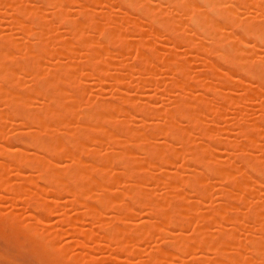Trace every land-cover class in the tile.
I'll return each instance as SVG.
<instances>
[{
  "label": "bare ground",
  "instance_id": "obj_1",
  "mask_svg": "<svg viewBox=\"0 0 264 264\" xmlns=\"http://www.w3.org/2000/svg\"><path fill=\"white\" fill-rule=\"evenodd\" d=\"M33 1L35 2V0ZM72 1L73 0H71L72 5L75 4V7L78 6L76 7L77 14L65 22L73 28L60 34H64L65 37L70 40V43L75 41L73 44L76 46L80 43V46H77V48L79 49L80 47V50L83 48L86 51V57L82 64L81 62L80 64L74 62L73 56L75 53L70 50L71 44H67L68 47L57 45L58 48H54L55 50L53 49L52 52L54 51V54L60 58L62 57L66 61H63L55 70L48 72L45 77H40L37 74V68L46 59L47 46L43 44L44 42H41V35L44 33L42 27L43 21H40V18L35 16V9H38V6L51 8L50 14L48 13V17L44 19L46 23L51 24L52 21L54 22L55 19L59 18L61 0H37L35 2L36 5L26 13L25 17L20 8L21 0H0V15L10 13L15 17L13 27L6 31L3 30L6 32L3 34L5 38L18 34H32V37L35 38L20 50L17 49L15 44L5 40L0 42V61L9 57V65L4 67L0 72V91L5 95V102L7 104H5V106H7L5 107L7 112L5 110L4 116L11 119L15 118L19 121L18 124L15 125L17 128L16 131L12 132L13 134L11 133L12 135L8 137L4 136V138L2 136L3 133L0 128V148L3 150V152H0V155L4 163V167L0 168V189L5 194H9L8 196H10L11 199L12 197L16 198L13 199L14 204L18 202L20 205H29V213L26 212L28 215L26 214L25 217L29 222H42L43 224H47V219L49 220V218L46 219L48 213H53V209L60 207L61 201L56 197L61 195L68 196V200L64 202H66L72 210H75V212L72 211V214H70L71 209L69 213H60L57 221H55L56 225L53 226L54 228H50V225H48V228L42 234L29 232L23 237L33 244V247L43 255L46 264H81L82 260L86 261L84 264H103L104 262V264H122V261L126 262L131 258H137V261L134 263L129 261L130 264H224L226 262L246 264L247 260L249 261L250 259L247 258L246 260L244 257L246 253L241 254L238 251L241 249L239 247H243L240 241L235 244L236 248H232L233 242L230 237V232L237 228L241 219L251 223L246 231V237L250 238L253 233L259 231L263 226V222L259 219L257 213L264 210V204L260 199L256 201L253 200L250 206L249 204L246 206L243 202L237 201L238 204L241 203L240 205H244V209L248 207L246 210L247 214L240 219L237 218V211H235L237 206L234 207V205L230 203L229 197L233 187L241 183V180L238 178L239 176L237 177L227 171H223L221 186L218 187V192L216 191V197L224 203H227V207H229L228 204L230 203L231 206L228 209H231L232 212L219 211L215 208H211L208 211V215L205 217L198 211L190 210V212L186 214V209H182V213L178 212L179 209L176 204L183 198L182 192H170V199L166 201L165 204L160 202L161 199L153 200L148 197L135 198L138 189L143 187L146 181L152 177L151 174H157V170H155V173H146L141 184L133 185V183H131L128 188L119 189L111 198H105V193L109 190L110 183L114 181V176L118 173L109 172L106 174H93V176L86 177V184H80L78 181H80L83 176L79 175V172L75 171L69 173L67 170L49 172L48 168L52 166L55 157L59 155H64L69 164L82 162L81 155L85 153L86 143H97L98 133L105 132L103 129L99 128V126H103L101 124H106L111 120L110 111L113 106L110 103L96 102L93 100L84 110L76 111L73 109L72 104L66 102L68 100L72 103V101H75L74 97L82 96L83 91L80 89L81 87L64 88V86L68 85L71 73L75 71V67H82L81 76L84 79L92 76L96 77L100 74L107 82L111 81L110 83L116 84L117 87L113 89L110 95L109 92H107L108 96L115 97L118 104L127 102L136 103L140 101V98L143 99L142 97H145V93L141 96L140 94L142 91L140 90L141 93L139 92L140 94L138 95L133 92L132 95H130L131 93H127L126 95V88L128 89L129 86L132 87L133 84L136 86L139 84L138 87L143 85L142 87L150 86L153 88V81L150 75V78L145 75H148L147 73H149L151 68H154L153 65L156 64V62L159 63V60L162 59L161 66H164L163 69H166V72L169 71V74H171L169 80H172V82L169 83L170 81H168V84L166 83V85H163L160 91L164 90L161 94L168 95L169 92V94L172 95L171 89H178L181 91L197 87L202 90V94L205 93L204 95H206L207 93H212L214 99L215 97L217 98L218 110L212 113V117L209 116L205 123V118L201 121V118L194 115L195 109H197L194 101L205 102L207 98H204L203 95L199 94L196 100H188L182 97L176 102L172 101L173 104L168 108L164 107V109L163 107L157 109L150 108L148 106V101L146 100V102V98H144L143 102L145 101L146 103L144 102L142 106L137 104L128 105L127 111L118 112L119 115H117V117L120 118V120L116 118L112 125L115 129V133L112 136H107V138H110L109 145L111 150L108 148V151H110H107V153H109L107 155L109 156L104 157L101 161L95 162H97V164L98 162H105L108 164L118 163L120 167H125L131 163V157L129 155H123V150L128 146L134 147L133 149L139 147L140 143L133 142L134 140H139V137L154 136L165 138L168 143L174 142L175 139L181 142L180 152L177 148L178 151H172L169 154H164V152L159 154V160L162 161L167 168L170 169V167L173 166L180 154L183 153L182 155H186L188 153L186 156L191 157V162H189L188 157H186L187 161H185L184 164L187 162L191 164L198 162L197 166L199 167L200 165V168H202L200 169L202 171H198L199 173L195 169L197 178H204L208 175H216L219 178L216 168L217 163L211 162V159H199L198 161L197 151L201 149L196 147L191 137L187 138L183 136V134L187 128L199 132V134L202 135L206 134V130H204L205 128L203 127L208 125V123L210 125V123H213L219 117L223 106L232 105L236 103L235 101L237 99L242 97H247L250 100L252 97L258 98L260 101L259 103L257 101V109L260 108V111L261 109L264 110V104L262 103L264 100L262 98L264 97L261 98L260 96L259 98L256 94L257 89L264 88V55L260 54L262 55V57H260L257 51L258 49L260 50L259 47H261V50L263 48L264 52V21L262 20L264 15L261 16V20L260 17H256L260 22L249 19L242 21L246 16L243 18L240 16L241 18L238 19L235 14L236 9H231L235 6H233L234 3L231 4L232 2L229 1L230 7L232 5L231 8L225 5L228 0H116V6L118 7L117 11H119V13L112 12L113 15L108 12L109 10L107 8H109L111 4H108L107 0H76V2L74 0L73 3ZM238 1L239 0L236 2L238 3ZM67 2L69 3L70 0H67ZM247 2L255 3L256 0L255 2L254 0H247ZM261 3L262 0L259 1L260 8H257V10L260 9L261 11L258 10L260 12L257 14H261V12L264 14V9H261L264 4L262 3V6ZM243 4L247 5L248 3L244 2ZM95 5L104 8L105 10L101 12L106 14H102L101 12L96 14L95 12L101 9L95 11ZM255 5L257 6L258 4L255 3L254 6ZM247 6L250 8L252 7V5L249 4ZM238 7H241L240 1ZM243 8L247 7L245 6ZM245 10L246 9L241 11L244 12ZM132 11H134L139 18L133 17L134 19L130 21L132 28L130 27L131 29H129L127 28L129 27L127 15ZM241 11L239 12L242 13ZM245 13L248 17L249 12L247 13L246 11ZM253 14L251 12L249 17H254ZM235 18H237L238 21ZM121 24H123L122 27ZM136 25L143 26L144 30L147 27L145 30L146 32L144 30H134V28L137 27ZM123 26H126V29L122 30ZM233 27L238 28L240 34L230 31ZM85 32L86 34L91 33L92 35L89 34L84 37ZM123 32H126L125 34H132L133 32V35H137V38H133L136 41L133 48L136 51L135 57L137 58H135V61H137V64L134 63L135 65L132 68L131 66L127 68V66L112 64L105 60L109 51L113 53L116 52V49L118 51V48L122 49L126 47L125 45H127V43L123 38ZM158 35L161 37H157ZM94 36H96V38L100 36V39H95ZM50 37L53 38L51 35L46 39H51ZM62 39L64 40V37ZM149 39L154 41V43H152L154 45L150 43L151 41ZM97 40L98 42L100 41V44L96 42ZM167 44L170 46H167ZM129 45L130 44H128V46ZM128 46L127 48H129ZM131 47L132 46H130V48ZM163 47L167 48L164 57L162 56L164 52ZM17 50H19V55H11L12 52ZM192 54H195V57H200V59L198 57H196V59L198 58L201 60V64H203L202 67L206 68H197L196 70H199V73H196L198 71L195 72L194 70L197 76L201 75L200 78L208 79H224V81L230 85L241 87L242 93L235 95V97L234 92L218 94L214 93L213 86H209L206 83L197 82L195 80L179 81L177 77L187 73L190 69L188 59L194 58ZM164 58L166 59L165 61H163ZM199 60L198 62H200ZM199 66L201 67L200 64ZM216 70L221 71L222 75L220 73L216 74ZM21 72H25V75L27 74L30 78H28V80L19 79L18 74ZM136 72L138 74L136 77H133V73L135 75ZM140 74H143L144 77L142 78ZM219 76H222V78H219ZM251 81L257 83L255 88L250 84L252 83ZM154 83L156 84V82ZM155 84L154 87L157 86V84ZM98 85L100 86V82ZM101 85L103 86V83ZM246 85L249 90L246 88ZM250 86H253L251 87L252 90ZM148 89L145 91L147 92ZM25 91L30 93V100L27 103H23L21 100ZM98 92L100 93V91ZM107 92L105 91V93ZM153 100L154 99H149V101H151L149 104H152ZM30 102H34L37 105L31 106L29 105ZM76 102L80 105H85V101L83 100ZM143 102L141 100V103ZM208 110L209 112L207 114L211 115L210 111L213 109ZM135 113L142 116H138L142 118L140 119L142 123H137L138 126L136 123L133 124L135 128L124 127L120 121ZM174 115H177V117H173ZM260 115L261 114H258L256 117L255 115L254 117L252 116L251 120L258 122V117L259 123L261 119V124H264V113ZM160 117L163 119L162 123L160 122V124H157L154 122L156 121L154 119H159ZM210 117L211 119H209ZM147 118L150 119L151 122H145ZM152 120H154L153 123ZM72 122H75V125L69 127ZM57 128L61 129L57 131ZM236 129L238 131L237 134L244 140V143L252 144L256 142L254 138L258 136L257 130H253L251 127L244 125H238ZM234 132H236V130ZM49 133H53V135L50 138H46L45 136ZM22 135L26 136V140L25 138L20 140V143L25 140L22 142L23 145L21 143L22 146L15 147L11 142V138L22 137ZM77 137H79L80 140L76 143H73V141H64L67 143H65V145L62 144L64 138L74 139ZM214 138H209L210 141L208 140L210 149L214 146L217 147L222 145L218 137ZM14 143H17V140ZM128 143L130 144L128 145ZM211 144L213 146H211ZM9 146H12V148L14 147V149H7L6 147ZM205 146L206 148L208 147L207 144ZM205 146H203V148ZM203 148L202 151L205 149ZM49 149H51L52 152L48 160H43ZM234 149H236V152L240 150L238 148ZM155 152L154 149L148 148L145 151L144 157L156 155ZM233 152L236 153L235 151ZM233 152L229 153L228 151L227 153L233 154ZM194 159L195 161H192ZM239 159H241L242 165L240 162H238V164H240L242 168L244 166V170L247 169L246 171H248V174L250 172L252 175L246 174L245 178H241L243 183L255 190L259 186H262L263 184L261 182H264V167L262 166L264 163L258 165L255 164L254 161L246 158ZM240 165L239 169H241ZM6 167H13V169L17 171L13 179L14 182L12 183L7 182L5 178L7 174ZM182 167H184V165ZM23 170H27L28 175H22L21 172ZM188 170H190V168H188ZM159 171L158 174L164 178L162 187L166 191H171L176 180L174 174L169 173L167 170ZM34 172L36 174H34L35 176L33 177ZM120 172L119 176L130 178L129 173L125 172L124 169L121 173ZM186 176L183 177L182 184L192 183V187L188 189V193L190 192L189 195H201L203 193L202 189L195 187L197 182L193 179L191 181L190 174ZM31 182L45 184L47 190L30 196L25 192V189ZM52 206H54L53 209ZM103 206L108 209V215H102L101 208ZM232 206L234 210H232ZM17 208L18 207H13V210L16 211ZM75 208H79L80 211H76ZM141 209H144L148 214V220L144 219L145 217L143 214L139 213ZM215 215H220L221 219L224 220L223 223H229L230 228L226 225V227L224 225H219L217 226L216 232L214 231L216 235H213V232L207 233L205 228L208 227V224H212V218ZM127 217L133 220L137 219L138 221L127 224ZM83 218H85L84 220L88 219L87 222L89 221V223L86 222L87 225L89 224V227L87 226L88 228L84 227ZM197 221H199L201 227H203L195 231L192 230L193 233L191 234V228L195 226ZM20 224V222H5L4 217L0 218V228L6 227L12 234H17L16 231ZM169 226H172L171 230L166 228ZM189 227L191 232L188 234L187 229ZM163 228H165L163 231L164 233H161ZM68 235L76 236L77 239L67 243L63 242L65 244L62 243L63 246H59V248L62 247L64 250H72L74 253L72 256L64 257L55 252V248L51 243L59 241V244L62 245L60 242L64 238L67 239L68 237L66 236ZM152 236L153 238L154 236H159L157 237L159 244H154V246L147 250H145L144 247L142 248L144 250L140 249L139 245L148 244ZM88 243L89 245H87ZM100 245H102V247ZM99 246L102 251L104 250V254L97 258L94 254H101L102 252L99 250L100 248L97 249ZM229 249H233L234 252H232V250L229 252ZM263 249L264 234L261 236V242L259 244L256 246L250 245L247 248L250 255L253 256V258L255 257V264H264V256L257 255V253ZM97 250L100 252H97ZM93 251L96 253H93ZM195 253L202 254L197 255ZM210 254L211 257L208 258L207 255ZM141 255L145 256L143 257L145 259H141ZM122 256H124L125 259ZM183 256L191 258H189V260H184ZM129 263L126 262L125 264Z\"/></svg>",
  "mask_w": 264,
  "mask_h": 264
},
{
  "label": "rangeland",
  "instance_id": "obj_2",
  "mask_svg": "<svg viewBox=\"0 0 264 264\" xmlns=\"http://www.w3.org/2000/svg\"><path fill=\"white\" fill-rule=\"evenodd\" d=\"M36 1L37 0H35V2ZM73 1H72V3H73ZM98 1H100V0H98ZM107 1H108L107 2L108 4L109 3L111 4V5H109L110 7L107 8L109 11L108 10L107 11L109 13H111L112 15H113V13H119V11H117L118 7L116 6V0H107ZM229 1L232 2L231 4L234 3L233 6L235 5L236 7L239 6V1H240V6L241 7L246 6L247 8H243V7L242 8L241 7L236 8L235 6L232 7V5H231V7H232L231 8L229 5L230 4ZM236 1L237 0H228L227 2L225 1L227 3V4L225 3V5L226 6L228 5V7H230L231 9H233V8L236 9L235 14H236L238 19L246 16V18H244L243 20L241 19V20L244 21V20L249 19V20H253L255 22H257V21L260 22L259 19L257 20L256 17H258V18L260 17V20H261V16L264 15L263 12H261V14H257L261 11L260 9H258L260 11L257 10L258 7L260 8L259 1H261V0H258V1L256 0V2L254 0V2L256 4H258L257 6L256 5L254 6L255 3H253V2H251V3L247 2V0L246 1L245 0H239L238 3ZM248 1H252V0H248ZM35 2L33 0H21L20 8H21V11H22V14L24 17L26 16V13L29 12V10H31L32 7H34L36 5ZM75 2H76V0H75ZM244 2L248 3L249 5H252V7L250 8L249 6H247L248 4L247 5L243 4ZM262 3L264 4V0H262ZM262 3H261V5L263 6ZM74 5L71 4V0L69 3L67 2V0H61V8H60L59 18L55 19L56 21L54 20V22L52 21L53 23L51 22V24H48L44 21V19L48 17L47 14L51 11L50 10L51 8H45L44 6L43 7L38 6V9H35V16H37V18H40V21H43L42 27L44 29V33L41 35V39H42L41 42H44L43 44L47 46L46 47L47 48L46 49V59L37 68V74L40 77H45L48 72L55 70L56 68L59 67V65H61L63 63V61L64 62L66 61L62 57H61L62 58L61 59L59 56L54 54V51L52 52V50L54 48L55 49L58 48L59 45H61L62 47H68V45L70 43V40L68 38H66L64 34L63 35H61V34H62V32L65 33L64 31H68V30H71L73 28L72 26L68 25L65 21H67L70 18H73L77 14L76 13V11H77L76 7H78V6L75 7ZM92 8H94V7H92ZM98 9H101V10L97 11ZM244 9H246V10L244 12H242L241 10H244ZM261 9L263 10L264 6L261 7ZM104 10L105 9L99 7V5L95 7V11H97V12H95L96 14H99L101 11H104ZM237 11H238L239 15L237 14ZM239 11H241L242 13H240ZM246 11H247V13L249 12L248 17H247V14L245 13ZM251 12H252V14L254 13L253 14L254 17L251 16L253 18L249 17V14L251 15ZM101 13L106 14L103 12H101ZM241 14H243L244 16ZM133 17L139 18L138 16H136L134 11H132L130 14L127 15V19L129 22L128 23L129 27H127V28H129V29L132 28L130 21L132 19H134ZM237 18H235V19L238 21ZM262 18H263L262 20L264 21V16ZM254 19H256V20H254ZM14 20H15V17L13 15H11L10 13L6 14V15H0V42L2 40L3 41L5 40L9 43L15 44L17 49L20 50L23 46L32 42L35 38L32 37V34H30V35L18 34V35H12L8 38H5V36L3 34L6 32H4V31H6L7 29H11L13 27V24L15 22ZM241 20H239V21H241ZM263 21H261V22H263ZM122 25L123 24H121V27H122ZM128 25H126V26H128ZM126 26H123L122 30L126 29ZM136 26L137 27H135L134 30H144L143 26H138V25H136ZM129 29H127V30H129ZM146 29H147V27L145 28V30ZM228 30H230V29H228ZM129 31H131V30H129ZM230 31H233V33H236V34H240V30L236 27H233L232 30H230ZM153 32H154V30H153ZM91 33H89V34H91ZM125 33H124L123 38L126 40V43H127V45H125L126 47H123V48L121 47L122 49L118 48V51L116 49L117 53L116 52L112 53L111 51H109L108 56L106 57L105 60L112 63V64L127 66V68L129 66H131V68H132L135 65L134 63L137 64V61H135V58H137V57H135L136 51L133 48L135 46L134 44L136 42L133 38L136 37L137 35L134 34L135 35L134 36L133 32H132V34H125ZM134 33H135V31H134ZM89 34H86V32H85L84 37H86V35H89ZM51 35L53 38L50 37L51 39L48 38V40H47L46 38L48 36H51ZM66 36H68V35H66ZM63 37H64V40L62 39ZM94 37H95V39H98V38L100 39V36H98V38H96V36H94ZM157 37H161V36L158 35ZM144 38L146 39L145 35H144ZM147 38H148V35H147ZM149 38H150V36H149ZM155 38H156V36H155ZM155 38H154V41H155ZM98 40L96 42H98ZM149 40L151 41L150 42L151 44L154 43V41L152 39H149ZM131 41H133V42H131ZM73 43H75V41ZM73 43H70L71 44V46H70L71 52H74L76 54V55L74 54V56H73L74 57L73 61L78 62L79 64L81 62V64H82L83 60L86 57V51L83 48H81V50L83 49V51L81 52L80 47H79V49L77 48V46H80L79 45L80 43L77 46L74 45ZM98 43L100 44V41ZM128 44H130V45L128 46ZM96 45H98V44H96ZM152 45H154V44H152ZM127 46L129 48H130V46H132L131 47L132 50H131V48L130 49L127 48ZM167 46H170V45L167 44ZM165 47H163V51H164L163 55H162L163 57H164V53H166V51H167V48H165ZM259 48H260V50L259 49L257 50L258 55H260V54L264 55L263 48H262V50H261V47H259ZM76 49H78V50H76ZM19 50L12 52L11 55H13V56L17 55V54L19 55ZM126 50H128V51H126ZM183 55H185V54H183ZM193 55H194V58L192 57V59H190V58L188 59L190 69L187 71V73L181 74L177 77V79L179 81H187V80L193 81V80H195L197 82L206 83L209 86H213L214 93H218V94L227 93V92H234V97H235V95L242 93L241 87H239L237 85H230L226 81H224V79H217V78L208 79V78H202V77L200 78L201 75L200 76L198 75L199 76L198 77L196 73H199V70H196V69L197 68L202 69L205 67H202L203 64H201L202 61L199 60L200 57L196 56L199 58V59L197 58L200 61V62H198V60L195 57V54H192V56ZM260 57H262V55H260ZM8 58L2 59L0 61V72L4 67L9 65ZM136 60H138V59H136ZM165 60L166 59L164 58L163 61H165ZM161 63H162V59L159 60V63L156 62V64L153 65L154 68L153 69L151 68L149 73H147L148 75H145L146 77L148 76V78L151 77V79L153 81V83H152L153 88L150 86L142 87L143 85H140V87H138L139 84H137L138 86L133 84L134 86L133 85H132V87L129 86L128 89L126 88V90H127L126 95H127V93H129V94L131 93L130 95H132L133 93L134 94L137 93V95H138L141 93L140 92V90H141L142 93L140 95L143 96V94L145 93V95H144L145 97H142L143 99L140 98V101L136 102V103L135 102H127V103H121V104H118L116 102V99L114 96H112V97L108 96V92L110 95V93L113 92V89L117 87L116 84L110 83L111 81L107 82V80L100 74H98L96 77L92 76V77H89L87 79H84L81 76V74H82L81 68L82 67L81 68L78 66L75 67V71L71 73V78L68 82V85L64 86V88H68V87L80 88L81 87L80 89L83 91L82 96L74 97L75 101H72V103L68 100L66 102L69 104H72L73 109H75L76 111L84 110L89 103L93 102V100H95L96 102L110 103L113 106V108L110 111L111 112V117H110L111 120H109L106 124H101L103 126H99V128L103 129L105 132H99L98 133V137L96 140L97 143H95V144H92L91 142L86 143L85 153H83L81 155L82 160H83L82 162H78L75 164H69L67 162L66 158L64 157V155H59V156L55 157L54 162H53L52 166H49L48 171L49 172H55V170H57V171L67 170L69 173H73L75 171L79 172V175L83 176V178L80 181H78V183H80V184H86L87 183L86 177L93 176V174H106L109 172H111V173L116 172L118 174L114 176V181H112L110 183L109 190L105 193V198H111L112 196H114L116 194V192L119 189H126L131 185V183H133V185L141 184V182L143 181L144 175L146 173H148V174L155 173L156 172L155 170H157V174H151L152 177L146 181V183L143 187L138 189V193H137V196L135 198L148 197V198L153 199V200L161 199L160 202L162 204H165L166 201H168L170 199V195H171L170 192H179V193L182 192L183 198L176 204V206L179 209L178 212H180V213H182V209H186V211H185L186 214H188L190 212V210L191 211H198L203 216L206 217L208 215V211L211 208H215L219 211L232 212L231 209H228L231 206L230 205V203H231L232 205H234V207L237 206L235 211H237L236 212L237 218L240 219L242 216L247 214L246 210L248 207L246 209H244L243 208L244 205L243 206L240 205L241 203L238 204L237 201L243 202L246 206L249 204V206H250V204L253 200L256 201L257 199H260L261 202H263V204H264V189H263L264 188V182L263 181L261 182L263 185L260 183L263 187L258 185L259 187L256 188V190L250 188L247 184H244L241 178H245L246 174L247 175L250 174V176H252V175L250 172L248 174V171H246L247 169L244 170V166L242 168V166H241L242 164L240 161L241 159H239V158H242V159L246 158V159L254 161L255 164H258V165H261L264 163V124H261L262 123L261 119H260V123H259L258 117H257L258 122L251 120L252 116L254 117V115H255V117H256V116H258V114L262 115L264 113L263 109H261V111L259 110L260 108L257 109L258 105L256 106V104H258L260 100L256 97H252L251 100L248 99L247 97H242V98L237 99L235 101L236 103H234L232 105H224L220 114H219V117L213 123H210V125L208 123V125H205L203 127V128H205L204 130H206V134L202 135V134H199V132L193 131V130L188 129V128L185 129V131H184L183 136H186L187 138L191 137L192 141L195 143L196 147L198 149H201V150L197 151L198 161H199V159H211L210 160L211 162L217 163L216 168H217V173L219 175V178L216 175H208L204 178H197L196 174L198 171H202V170H200L202 168H200V165H199V167L197 166L198 162H194L193 164L189 163V162H191V157L186 156L188 153L186 155L185 154L182 155L183 153L180 154L179 157L177 158V161L173 164V166L170 167V169L167 168V166H165L162 163V161L159 160V156H160L159 154H161L162 152H164V154H169L172 151H178L177 148L179 149V152H180L181 142H178V140L175 139L176 141L174 140V142L168 143L167 140H165V138H158V137H154V136L153 137H139V140L133 141V142L140 143L139 147L136 146L137 148L133 149L134 147L132 148V146L131 147L128 146L125 150H123V155H129L131 157V163L126 165L125 167H120V165L118 163L108 164L105 162H98V164H99L98 165L97 162H95V161H101L104 157L109 156V155H107V154H109V153H107V151H108V148L110 150H111V148L109 145L110 138H107V136H112L115 133V129L112 126L113 121L116 118H117V120H120V118L117 117V115H119L118 112L121 113L123 111H127L128 105L137 104V105L142 106L144 104V102L147 100L148 106L150 108H153V109L156 108L157 109V108L163 107V109H164V107L168 108L169 106H171V104H173L172 101L176 102L177 100H179L182 97L187 98L188 100H196L200 94V95H203L204 98H207L208 100L206 99L205 102L194 101L196 103L195 105L197 107V109H195V112H194L195 116H198V118H201L200 119L201 121L204 120V118H205L206 119L205 123H206L208 120V117L209 116L212 117V113H214L216 110H218L217 109V103L218 102H216L217 98L215 97V99H214L212 93L211 94L207 93L206 95H204L205 93L202 94V90L197 88V87H193L191 89L181 90V91H179L178 89L177 90L171 89L170 91H171L172 95H170L169 92H168V95L161 94V92L164 89L162 91H160V90L163 88L164 84L166 85V83L168 81H170L169 76L171 75V74H169V71L166 72L165 71L166 69L165 70L163 69L164 66H161ZM165 63H167V62H165ZM199 64L201 65V67L199 66ZM194 70H195V72L196 71H198V72L194 73ZM203 71H204V69H203ZM221 71H222V69H221ZM221 71L216 70L215 73L216 74L220 73L222 75ZM137 74H138L137 72L135 75L133 73V77H136ZM202 74H203V72H202ZM140 75L142 76V78L144 77L143 74H140ZM149 75H150V77H149ZM18 76L17 77L19 79H22V80H28V78H30L27 74L25 75V72L19 73ZM137 77H139V76H137ZM219 78H222V76H219ZM99 82H100V86L98 85ZM101 82L103 83V86L101 85L102 84ZM154 82H156L158 87L157 86L154 87V84H155ZM171 82H172V80L169 83H171ZM161 84H162V86H161ZM250 84L253 85L254 88L257 86V83L254 81ZM253 86H250V89ZM246 88H248L247 85H246ZM142 89L144 90V92ZM147 89H148V91L146 92L145 90H147ZM248 90H249V88H248ZM98 91H100V93ZM105 91L106 92L108 91V92L105 93ZM25 93L21 99L23 103L24 102L27 103L30 100V98H29L30 93H27L26 91H25ZM146 94H148L149 96ZM256 94L259 96V98H260V96H261V98L264 97V88L262 87L260 89H257ZM123 95H125V94H123ZM26 96H28V97H26ZM147 96H148V98H147ZM212 97H213V99H212ZM144 98H146V99L143 102ZM7 99H6V101H7ZM149 99H151V100L154 99L152 101V104H149L151 102V101H149ZM262 99H264V98H262ZM79 100L85 101V105L83 106V105H80L79 103L76 102ZM141 100L143 103H141ZM257 101H258V103H257ZM263 101H262V103L264 104ZM5 104H6L5 95L0 91V128H1V131L3 133V135H2V133H1V135L3 137L4 136L8 137V136L13 134L12 132L16 131L17 128L15 125H17L19 121H18V119H15V118L11 119V118L4 116L5 110L7 112V109H5V107H7V106H5ZM35 104L36 103H34V102L29 103V105H31V106H33ZM163 104H165V105H163ZM208 109H213L212 111H210L211 115L207 114L209 112ZM206 110H207V112H206ZM135 114L134 115L132 114V116L129 115L125 119H122V121H120V122H122V125L124 127H128V128H135V127H133V124L136 123V125H137V123L140 122V119H142V118H139V117H142L140 114L137 113L136 114L137 116ZM173 117L176 118L177 115H174ZM211 117L209 119H211ZM261 118H263V117H261ZM154 120H156V121H154ZM154 120H152V123H153V121L156 122L157 124L158 123L160 124V122L161 123L163 122L162 117H160L159 119H154ZM146 121L151 122L150 119H148V118L145 119V122ZM140 123H142V121ZM156 123H155V125H156ZM74 125H75V122H72L69 125V127H73ZM238 125L249 126L253 130H257L258 136L256 138H254V139H256V142H254L252 144L244 143L243 142L244 140H242L240 135L237 134L238 131L236 129V126H238ZM60 129L61 128H57L56 130L58 131ZM235 130H236V132H234ZM52 135H53V133H49L45 137L50 138ZM214 137H218V139L222 142V145H219L217 147L214 146L210 149V146L208 144V140H209V138L213 139ZM24 138L26 140V136H24V135H22V137L19 136L17 138H13V139L11 138V142L13 143V145L15 147H20L23 145L22 142H24L25 140L21 141L22 145L19 141L24 139ZM214 139H216V138H214ZM14 140L15 141L17 140L18 145H17V143H14L15 142ZM79 140H80L79 137L74 138V139L64 138L62 140V144L65 145V143H67L64 141H73V143H76ZM220 141H218V142H220ZM133 142H132V144H133ZM129 144L130 143H128V145ZM206 144L208 145L207 148L205 146ZM203 146H205L204 147L205 149L203 148ZM211 146H213V145L211 144ZM6 148L11 149L12 146H9ZM148 148L154 149L156 151L155 152L156 155L144 157L145 151ZM202 148L204 149L203 151H202ZM234 148H238L240 150L238 152H236V149H234ZM12 149H14V147ZM198 149H196V150H198ZM232 150L235 151L236 153H234ZM228 151H229V153L233 152V154H228L227 153ZM230 151H232V152H230ZM0 152H3V150L1 148H0ZM51 152H52V150L49 149L43 160H48V157H49ZM186 157H188V159H189L188 160L189 162L186 163V164L189 163L188 165L184 164L185 161H187ZM192 161H195V159ZM238 162H240L241 165L238 164ZM183 165H184V167H182ZM239 165H240L241 169H239ZM3 167H4V163H3V159L0 155V168H3ZM187 167L190 168V170H188ZM197 167H198V169H197ZM262 167H264V165ZM11 168L6 167L7 174H6L5 178H6L7 182H9V183L14 182L13 179L17 173V171L15 169H13V167H11ZM123 169L125 170V172L129 173V176H130L129 179L119 176V172L120 171L122 172ZM195 169L197 170V172L195 171ZM159 170H162V171L167 170L169 173L174 174L176 180H175L173 189L171 191L170 190L166 191L162 187L164 178H163V176L158 174ZM223 171H227V172L231 173L232 175H236L237 177L239 176L238 178L241 180V183L238 186L233 187V189L231 191V194L229 197L230 203L228 204L229 207L226 206L227 203H224L223 201L219 200L216 197V194H217L216 191L218 192V190H219L218 187L221 186V180L223 178ZM21 174L22 175H28V172H27V170H23L21 172ZM34 174H36V173L35 172L33 173V177L35 176ZM113 174H115V173H113ZM187 174L188 175L190 174L191 181L193 179L194 181L197 182L195 187L202 189L203 193L201 195H195V196L189 195L190 192L188 193V189H189V187H192V185H191L192 183L191 184L188 183L185 185L182 184V180L184 179L183 177L186 176ZM263 179H264V177H263ZM261 180H262V178H261ZM45 190H47V186L45 184L31 182V184L29 186H26L25 192L30 196H34L38 193L44 192ZM8 195H7V193L5 194L0 189V218L4 217L5 222L6 221L7 222H18V223L20 222L21 224H20L18 230L16 231L17 234H12L10 232V230L6 227L0 228V251H2V252H0V264H46V261H45V258L43 257V255L40 254L36 250V248L33 247V244H31L23 236H26L29 232H35L37 234H42L48 228V225H50V228L55 226L56 225L55 221H57L59 214L62 212L63 213L64 212L69 213V210L71 209V207H69V205H67V203L64 202V201L68 200V196L67 195H61L59 197H56L59 201H61L60 207H58V208L55 207L56 209H53L55 205L52 206V209L54 211H53V213H50V212L48 213L46 219L49 218V220L47 219V224L46 223L43 224L42 222L41 223L29 222L27 220V218H25L26 214H27L26 212L29 213V207H28L29 205L28 204L27 205L26 204L20 205V204H18V202H15L16 204H14L13 199H16V198L12 197V199H11V197ZM13 207H18V208L16 211H14ZM231 208H232V210H234L233 206ZM75 209H76V211H78V210L80 211L79 208H75ZM72 211L75 212L74 209L73 210L71 209L70 214H72ZM101 211H102V215H108V209L106 207L103 206L101 208ZM139 213L143 214V216L145 217L144 219L148 220V214L146 213V211L144 209L139 210ZM257 214L259 215V219L262 220L263 226H262V228L259 229V231H257L256 233H253V235L250 238L246 237L247 236L246 231L249 228V225L251 223H249L248 221H243L242 219L239 221L237 228L230 232V237H231V240L233 242L232 248H236L235 244L240 241L243 247H239L241 249H239L238 251L241 254L246 253L247 256L243 255L246 258V260H247V258L250 259L249 260L250 262L247 260L246 264H255V257L253 258V256L250 255L247 248L250 245L256 246L257 244H259L261 242V236L264 234V210L258 212ZM84 219L85 218H83V222H84L83 225H84V227L88 228L89 224L87 225V223H89V221L87 222L88 219L87 220H84ZM212 219H213L212 224L211 223L208 224V227L205 228L207 230V233L213 232L212 234L214 235L215 234L214 231L216 232V229L218 228L217 226H219V225H222V226L226 225L227 227L229 226V223H227L226 221L225 222L227 224L223 223L224 220L221 219L220 215H215V216H213ZM81 221H82V219H81ZM126 221H127V224H129V223H134L135 221L137 222L138 220L137 219L133 220L132 218L127 217ZM44 222H46V221H44ZM48 222H50V223H48ZM92 226H93V224H92ZM202 227L200 225V222L197 221L195 226L194 227L192 226L191 231L192 230L193 231L198 230ZM166 228L171 230L172 226H169ZM229 228H230V226H229ZM164 230H165V228H163L161 233H164L163 232ZM191 231H190V227H189L187 229V233L189 234ZM193 231L191 232V234L193 233ZM161 233H159V234H161ZM209 235H211V234H209ZM66 237H68V238L67 239L64 238L60 242L61 244L63 242L67 243V242H70L71 240L77 239L76 236H72V235H68ZM157 237H159V236H154V238L152 236L151 240L149 239L150 241L148 242V244H146V245L141 244L142 247H141V245H139L140 249H142L144 247L145 250H147V249H150L152 246H154V244H156V245L159 244V240L157 239ZM63 244H65V243H63ZM63 244L60 245L59 241H54V243H51V245L55 248L56 253H58L64 257L74 255L72 250H69V249L64 250V248H62V247L59 248V246H63ZM87 245H89V243ZM100 246L102 247V245H100ZM100 246L97 249L100 248L99 250L102 251ZM103 249H104V246H103ZM99 250H97V252ZM142 250H144V249H142ZM231 250H232V252H234L233 249H229V252H231ZM94 252L95 251H93V253ZM103 252H104V250L101 252V254L95 252L96 254H94V256L96 255L95 257L98 258L102 254H104ZM195 254L201 255L202 253H195ZM257 255H261V256L263 255L264 256V249L260 250L257 253ZM187 256H183V259L189 260V258H191V257H187ZM207 256H208V258H210L211 254L207 255ZM122 257L125 259L124 256H122ZM143 257H145V256L141 255V259ZM131 259H129L126 262L129 263V261H131V263L132 262L134 263L137 261L136 260L137 258L136 259L134 258L132 260ZM143 259H145V258H143ZM126 262L122 261V264L123 263L125 264ZM84 263H86V261L82 260L81 264H84ZM106 264H109V263H106ZM224 264H238V262H226Z\"/></svg>",
  "mask_w": 264,
  "mask_h": 264
}]
</instances>
